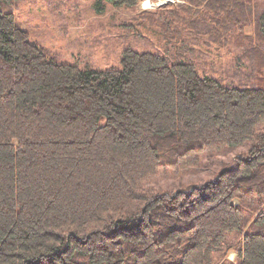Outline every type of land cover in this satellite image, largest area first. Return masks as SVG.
I'll list each match as a JSON object with an SVG mask.
<instances>
[{
	"label": "trees",
	"instance_id": "trees-1",
	"mask_svg": "<svg viewBox=\"0 0 264 264\" xmlns=\"http://www.w3.org/2000/svg\"><path fill=\"white\" fill-rule=\"evenodd\" d=\"M127 26L172 56L57 62L0 12V264H264V0L169 2ZM201 47L238 48L252 81L200 75L183 55ZM236 146L202 183L145 185Z\"/></svg>",
	"mask_w": 264,
	"mask_h": 264
},
{
	"label": "rangeland",
	"instance_id": "rangeland-1",
	"mask_svg": "<svg viewBox=\"0 0 264 264\" xmlns=\"http://www.w3.org/2000/svg\"><path fill=\"white\" fill-rule=\"evenodd\" d=\"M98 0H9L0 3V12L11 11L17 24L28 31L29 38L39 45L50 58L57 62L74 63L80 67L106 68L120 66V54L124 46L156 50L168 57L173 49L158 42L152 34L139 35L127 24L133 16L143 10H153L169 2L181 0H141L135 8L107 4L103 12H97ZM201 54L188 51L184 57L195 60L198 73L207 74L223 84L237 85L252 81L249 60L238 58L240 50L231 47L229 54L216 53L212 48L201 47ZM247 146L226 147L220 151L208 152L201 159V165L181 173L171 170L145 183L160 189H176L190 182L202 183L214 176L220 165H232L237 157L247 151ZM207 156L212 159L208 162ZM235 259V252L227 255Z\"/></svg>",
	"mask_w": 264,
	"mask_h": 264
}]
</instances>
